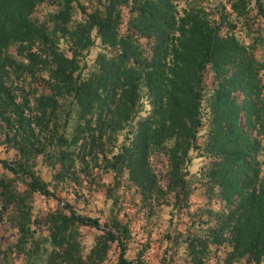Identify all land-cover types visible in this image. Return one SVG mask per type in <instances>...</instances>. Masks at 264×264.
Masks as SVG:
<instances>
[{
    "label": "trees",
    "instance_id": "16d2710c",
    "mask_svg": "<svg viewBox=\"0 0 264 264\" xmlns=\"http://www.w3.org/2000/svg\"><path fill=\"white\" fill-rule=\"evenodd\" d=\"M37 1L0 0V116L12 129L8 140L16 132L25 160L40 152L57 180L79 185V174L103 167L116 177L126 171L144 195L160 190L149 161L159 152L166 158V187L184 202L188 150L198 147L205 112L212 157L201 172L206 189L237 200L223 217L215 214L217 224L198 229L203 236H188L187 252L201 264L207 239H227L230 260L245 254L243 264H260L264 176L256 178L259 142L246 132L264 133V54L255 53L264 49V0H62L50 25L28 16ZM93 35L98 49L81 71L78 60ZM59 37L66 49L57 46ZM208 72L216 85L207 93ZM232 91H239L238 101ZM0 165L11 172L0 171V222L8 217L16 228L14 239L0 245V264H7V251L20 264H101L112 241L123 247L124 224L108 228L98 216L76 211L23 160L0 159ZM33 191L55 200L41 221L31 218ZM79 225L100 231L84 253ZM121 251L114 264H134Z\"/></svg>",
    "mask_w": 264,
    "mask_h": 264
},
{
    "label": "rangeland",
    "instance_id": "374dc122",
    "mask_svg": "<svg viewBox=\"0 0 264 264\" xmlns=\"http://www.w3.org/2000/svg\"><path fill=\"white\" fill-rule=\"evenodd\" d=\"M61 1L38 0L28 16L35 23L47 22V25H50V13L60 6ZM79 1L83 4L87 2V0ZM92 1V3H95L94 0ZM74 15L78 16L77 13ZM56 44L62 50L67 47V41L63 37H59ZM97 45L98 38L96 35H93V44L90 45L89 51L84 52L79 57L78 62L81 71H86L91 66L92 58L98 49ZM64 51L69 54L68 50ZM255 53L259 59L260 55L264 54L262 46L256 47ZM261 73L264 75V67ZM263 75L262 78L264 77ZM8 78L14 84V76L11 75ZM204 78L207 82L206 92H210L211 86L216 85L211 80L212 72H208V76ZM6 83H8V80H6ZM36 85L39 87L40 84ZM232 93L236 95L237 101L241 98L239 91H232ZM66 98L69 99V96H66ZM63 104H66V108L68 107L66 101ZM141 105L143 109L148 107L144 97H142ZM240 115L242 116V112H240ZM206 122L207 116L204 112V125L198 129L196 136L198 147L188 150L190 160L186 165L188 172L185 174V177L189 179V192L185 196L184 202L176 197L173 190L167 189V176L165 174V167L167 166L166 158L159 154V152L158 154H150L149 161L157 175L158 186L156 188L162 189V193L160 190H153L151 193L144 195L139 192V188L135 184L127 179L126 171L116 177L111 171L96 166L92 167L91 173L88 175L79 174L80 183L77 185L67 179L57 180L53 178L52 173L55 170L52 169L40 152H37L35 155L31 154L25 160L24 154L17 147L18 135L16 136V132L14 134L15 138L12 137L13 142L8 140V137L12 135V129H7V123L2 116H0V159L5 161L23 160V162H26L29 170L45 180L50 188L55 189V193L58 196H61L73 205L76 211L98 216L101 225L107 223L108 228H113L111 224L114 223L125 225L127 234L122 238L123 247H119L115 244V241H112L101 264H114L118 251L121 250L122 257L132 261L134 264H193L187 252L188 236L195 234L203 236V232L198 231V229L201 230L202 227L206 229L209 225L215 224L217 222L215 214L223 217L228 208L234 207V202L237 200L236 194L232 196V201H229L222 193L218 194L215 188L211 190L206 189V178L202 176L201 172L204 170V166H209L208 164L212 159L205 148L206 144L208 146V142L206 141ZM34 132L41 135L37 129ZM246 133L249 134L247 137L256 138L259 142L260 147L256 155V178H263L264 133H256L253 128L247 130ZM121 138V135H117L113 151L116 149ZM0 171L8 176L11 175V172L1 165ZM16 184L19 189L24 187L21 181L17 180ZM54 206L55 200L53 197H46L44 194L36 191L32 192L30 212L31 218L34 221H41L45 212ZM201 218L206 219V222L204 221L205 223L199 224L197 219ZM30 225L32 226V223ZM15 229L13 223L8 220V217H5L4 221L0 222V245L6 246L8 242L14 239ZM79 230L81 231V250L84 253L92 244L94 236L100 231L89 225H79ZM224 232L226 234L223 236H230L228 229H224ZM231 247L232 242L230 240L226 239L217 244L216 242H209L207 239L201 264H243L248 256L241 254L237 258L230 260L228 252ZM137 257H140L139 261L136 260ZM2 258H0V262H3ZM10 260H12L13 264H20L22 262L20 256H15L13 253L10 256L7 251V264L10 263ZM260 264H264V257H262Z\"/></svg>",
    "mask_w": 264,
    "mask_h": 264
}]
</instances>
